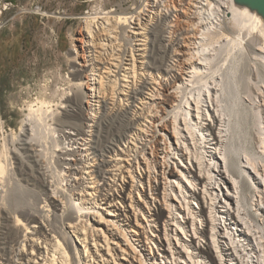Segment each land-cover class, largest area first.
<instances>
[{
	"label": "bare ground",
	"instance_id": "obj_1",
	"mask_svg": "<svg viewBox=\"0 0 264 264\" xmlns=\"http://www.w3.org/2000/svg\"><path fill=\"white\" fill-rule=\"evenodd\" d=\"M197 1L85 21L62 110L31 105L16 138L37 179L19 191L40 183L41 207L13 201L0 153V264H264V43L247 53L264 22L215 0L238 27L216 40L194 21L215 8Z\"/></svg>",
	"mask_w": 264,
	"mask_h": 264
},
{
	"label": "rangeland",
	"instance_id": "obj_2",
	"mask_svg": "<svg viewBox=\"0 0 264 264\" xmlns=\"http://www.w3.org/2000/svg\"><path fill=\"white\" fill-rule=\"evenodd\" d=\"M4 1L11 7L4 11L2 16L4 27L0 31V153L6 148L9 149L18 179H12L9 182L7 192L13 194L11 197L13 201L35 203L41 207L45 195H41L44 191L40 183H36L35 187L30 185V188L34 190L29 193L25 192L22 195L23 192L19 191L20 184H32L35 180L32 171L27 172L31 169L32 162L29 157H26L25 163L21 162L22 157L18 156V152L19 150L23 152V150L21 144L16 141L21 133L23 121L29 114L30 106L37 108L41 101L46 100L49 102V109L58 111L61 109V104L66 102L71 84L77 75L72 59L73 49L78 44L76 38L87 19L99 18L98 13L108 11L121 15L134 14L137 9L143 8L146 0ZM210 1H213L210 5H213L216 10L215 0ZM199 6L200 0L197 1L195 9ZM215 10L212 9L208 13L202 11V8H199L198 12L195 10L194 15L197 18H194V21L200 25L198 26L199 31L206 30L216 35L214 38L216 40L221 39L218 37L220 35L235 38L238 27L234 21L226 19L218 25L213 16L215 14L217 20H220ZM199 11H202L200 15ZM98 21L100 22L101 19ZM177 22H179V17ZM183 23L181 19L180 24L183 25ZM158 25L160 26H156V30L160 32V37L167 38L166 21L162 20ZM248 32L244 31L245 37L249 36L247 41L251 46L247 47V53L253 59L251 53L253 47H256L257 41L263 44L264 39L252 32H249L247 36ZM254 38H258L257 41ZM124 54L127 53L122 50L120 56L125 57ZM226 54L223 53L220 57L221 60L224 58L223 62L219 58L217 67L226 61ZM242 71L248 73L247 60L243 61L238 70L240 77L244 74H241ZM52 168L50 172L56 176L55 166L53 165ZM36 180L34 182H37ZM7 212L8 210L0 206V257ZM51 221L53 224L61 225L53 217Z\"/></svg>",
	"mask_w": 264,
	"mask_h": 264
},
{
	"label": "water",
	"instance_id": "obj_3",
	"mask_svg": "<svg viewBox=\"0 0 264 264\" xmlns=\"http://www.w3.org/2000/svg\"><path fill=\"white\" fill-rule=\"evenodd\" d=\"M233 5L247 9L264 22V0H233Z\"/></svg>",
	"mask_w": 264,
	"mask_h": 264
},
{
	"label": "built area",
	"instance_id": "obj_4",
	"mask_svg": "<svg viewBox=\"0 0 264 264\" xmlns=\"http://www.w3.org/2000/svg\"><path fill=\"white\" fill-rule=\"evenodd\" d=\"M11 5L9 3H7L6 1L4 0H0V31L1 29L4 27V22L2 20V16L4 14V11L10 9ZM203 8H208L210 9L211 8V5H210V0H204V4L202 6ZM227 19V18H226ZM226 19L224 20H217V19H214L215 22L220 25L223 21H225Z\"/></svg>",
	"mask_w": 264,
	"mask_h": 264
}]
</instances>
